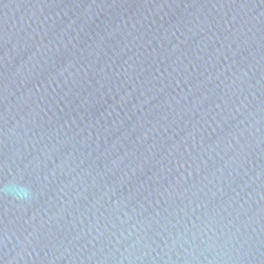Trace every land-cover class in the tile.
<instances>
[{"label": "water", "instance_id": "water-1", "mask_svg": "<svg viewBox=\"0 0 264 264\" xmlns=\"http://www.w3.org/2000/svg\"><path fill=\"white\" fill-rule=\"evenodd\" d=\"M0 264H264V0H0Z\"/></svg>", "mask_w": 264, "mask_h": 264}, {"label": "clouds", "instance_id": "clouds-1", "mask_svg": "<svg viewBox=\"0 0 264 264\" xmlns=\"http://www.w3.org/2000/svg\"><path fill=\"white\" fill-rule=\"evenodd\" d=\"M12 198L21 202L30 201L32 198V190L28 185L11 182L3 189Z\"/></svg>", "mask_w": 264, "mask_h": 264}]
</instances>
